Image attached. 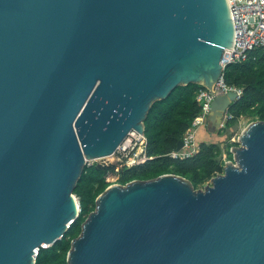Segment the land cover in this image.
<instances>
[{
  "label": "water",
  "instance_id": "water-1",
  "mask_svg": "<svg viewBox=\"0 0 264 264\" xmlns=\"http://www.w3.org/2000/svg\"><path fill=\"white\" fill-rule=\"evenodd\" d=\"M233 38L227 0H0V264H36L74 224L82 168L122 169L154 106L211 87ZM215 91L218 127L236 92ZM239 140L203 187L108 184L69 264H264V120Z\"/></svg>",
  "mask_w": 264,
  "mask_h": 264
},
{
  "label": "trees",
  "instance_id": "trees-1",
  "mask_svg": "<svg viewBox=\"0 0 264 264\" xmlns=\"http://www.w3.org/2000/svg\"><path fill=\"white\" fill-rule=\"evenodd\" d=\"M223 77L227 84L241 86L242 92L227 108L232 116L218 128V134L234 125L241 116L264 120V46L258 45L250 49L242 61L227 63L223 69ZM202 86L199 82L179 84L169 99L159 101L145 117L143 126L148 156L145 160L125 165L122 169L107 168L96 161L82 168L73 187L80 206L74 224L62 237L41 246L36 264H69L67 253L71 240L79 234L82 222L94 209L96 196L111 183L106 179L109 172L116 174V182L119 183L148 179L170 172L184 176L194 188H199L213 175L223 171V150L215 140L198 142V150L187 157L176 158L168 154L176 148L177 141L200 110L196 93ZM226 156L228 159L233 157L229 146L226 148Z\"/></svg>",
  "mask_w": 264,
  "mask_h": 264
},
{
  "label": "built area",
  "instance_id": "built-area-1",
  "mask_svg": "<svg viewBox=\"0 0 264 264\" xmlns=\"http://www.w3.org/2000/svg\"><path fill=\"white\" fill-rule=\"evenodd\" d=\"M232 12L234 23V38L222 63L221 73L213 82L211 87L202 86L196 93V100L200 104V110L191 119L188 127L182 134V144L179 148H174L168 152L176 158H183L192 155L198 150L196 131L201 125L209 122L208 116L211 111V101L215 96V89L226 92L234 90L237 99L242 92V87L230 85L224 81L223 69L227 63L242 61L247 57V53L255 46H264V0H227ZM232 114L227 110L224 112L223 123ZM143 139L141 150L126 164L127 166L145 160L146 135L142 132Z\"/></svg>",
  "mask_w": 264,
  "mask_h": 264
},
{
  "label": "rangeland",
  "instance_id": "rangeland-1",
  "mask_svg": "<svg viewBox=\"0 0 264 264\" xmlns=\"http://www.w3.org/2000/svg\"><path fill=\"white\" fill-rule=\"evenodd\" d=\"M253 120L254 119H252L251 117L241 116L234 125L226 128L222 134H218L217 130L224 123L218 127H213L214 125L213 124L210 125V123L208 122L207 128L208 127L213 128V132H214L213 140L219 142L221 147H222V150H223L222 157L225 158L224 164H227L230 161L226 156V148L229 146V149L235 150L236 147L240 145L239 135H240L241 131L243 129H245L247 127L248 123L253 121ZM233 141H236L237 143L236 142L232 143ZM233 161L235 162V160H233ZM96 162H99V161L96 160ZM106 179H108L111 183H118V182H116V174L114 172L107 173ZM203 186L204 185H202L201 187H203ZM75 196H77V195L75 194Z\"/></svg>",
  "mask_w": 264,
  "mask_h": 264
},
{
  "label": "crops",
  "instance_id": "crops-1",
  "mask_svg": "<svg viewBox=\"0 0 264 264\" xmlns=\"http://www.w3.org/2000/svg\"><path fill=\"white\" fill-rule=\"evenodd\" d=\"M209 123H210V125H212L211 122H209ZM207 126H208V123H206L205 125H201L197 129L196 139L198 142L204 141V140H206V141L213 140V136H214L213 128H211V127L207 128Z\"/></svg>",
  "mask_w": 264,
  "mask_h": 264
},
{
  "label": "bare ground",
  "instance_id": "bare-ground-1",
  "mask_svg": "<svg viewBox=\"0 0 264 264\" xmlns=\"http://www.w3.org/2000/svg\"><path fill=\"white\" fill-rule=\"evenodd\" d=\"M75 199H76V197H75Z\"/></svg>",
  "mask_w": 264,
  "mask_h": 264
}]
</instances>
